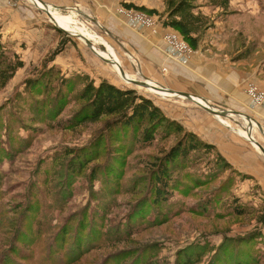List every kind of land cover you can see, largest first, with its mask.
Wrapping results in <instances>:
<instances>
[{"label": "rangeland", "instance_id": "374dc122", "mask_svg": "<svg viewBox=\"0 0 264 264\" xmlns=\"http://www.w3.org/2000/svg\"><path fill=\"white\" fill-rule=\"evenodd\" d=\"M9 1L19 10L13 20L0 15L1 42L24 66L0 86V264H182L185 254L197 258L194 264H264V188L218 146L228 134L229 141L239 135L252 144V125L243 127L245 114L212 116L185 97L161 96L123 80L84 39L59 28L84 35L99 55L112 59L114 52L132 79L162 86L152 64L149 71L145 65L137 68L136 57H130L115 32L125 35L126 19L155 31L145 22L150 19L168 28L163 39L174 48L166 35L180 32L164 26L168 0H99L100 6L96 0H49L57 25L46 12L49 6ZM210 1H193L195 12L211 25L198 50L208 48L210 30L215 35L223 29L221 38L214 37L226 45L224 54L234 59L250 49L246 60L260 64L264 79V0H230L227 10ZM129 3L147 10L125 7ZM222 20L227 23L219 26ZM52 67L58 75L48 82L45 72ZM87 76L95 85L107 80L151 99L169 119L216 150L207 156L193 153L180 163L169 198L156 199L153 169L179 135L159 130L147 146L140 129L113 125L109 133L112 117L79 123L85 102L77 94ZM252 86L258 85L250 84L248 94L260 104L249 92ZM76 153L86 157L80 172L71 170L81 161L72 159ZM235 153L230 155L234 161ZM237 200L245 215L232 212Z\"/></svg>", "mask_w": 264, "mask_h": 264}, {"label": "crops", "instance_id": "0c3cea01", "mask_svg": "<svg viewBox=\"0 0 264 264\" xmlns=\"http://www.w3.org/2000/svg\"><path fill=\"white\" fill-rule=\"evenodd\" d=\"M43 1L49 7L54 5V2L49 0ZM96 1L99 2V0ZM18 10L19 6L17 9L9 0H0V15L8 18ZM11 18L13 20L12 16ZM123 22L125 23V35H119L114 31L117 35L115 37L122 40L126 47L125 51L131 52L130 57H136L139 70H142L145 65L149 71L152 64L157 75L155 81L159 85L174 91L189 93L219 111L245 114L248 123H244V129L250 128L252 125L254 139L264 146V100L261 102L262 104L254 103L247 91L250 84L264 88L260 64H254L246 59L234 61L232 55L224 54L226 45L220 41L223 29L215 32V35L220 38L214 37L212 30L207 33L205 39L208 48L205 47L206 50L197 49L193 54L187 55L176 51L165 42L163 36L168 28L162 29L158 25L154 31L133 19H126ZM216 23L221 26L220 23L225 24L227 21L222 20ZM16 28L21 29L19 22L16 23ZM113 58L120 64V60L114 52ZM114 66L123 80L130 81L132 79L127 73L123 76L118 65ZM164 69L166 70L164 71ZM151 77L154 78L152 75ZM254 122L257 129L254 127ZM226 130L228 131V129ZM228 133L230 132L228 131ZM239 137L238 135L239 140L233 138L229 141L228 134L227 137L223 136L225 140H221L219 145L216 144L227 160L236 164L241 170L252 173L260 186L264 188V155L254 149L252 144ZM234 152H236L238 161H234L230 156Z\"/></svg>", "mask_w": 264, "mask_h": 264}, {"label": "trees", "instance_id": "16d2710c", "mask_svg": "<svg viewBox=\"0 0 264 264\" xmlns=\"http://www.w3.org/2000/svg\"><path fill=\"white\" fill-rule=\"evenodd\" d=\"M194 0H168L167 17L164 26L171 27L180 32V34L189 42L196 50L200 47L203 32L211 27L207 23L208 19L201 13L195 12L196 6ZM213 6H221L224 9L229 8L230 0H211ZM125 7L136 8L138 10L147 9L145 7L136 6L133 3L126 4ZM150 13H157L156 10H148ZM158 14V13H157ZM62 44L56 53L63 50ZM251 55L250 49L240 56H236V60L248 59ZM24 66V62L20 59L12 60V57L6 53L1 42L0 35V86H5L16 74V72ZM48 74V82H51L58 75L56 68L52 67L46 71ZM44 74V75H45ZM86 85L78 92V97L85 103L77 114L79 123L95 122L103 117H112L107 122V130L109 133L113 131L112 126L126 129L142 130L141 142L144 145L151 146L156 141L157 132L161 130V135H179L180 139L175 145L167 151L164 156L156 163L153 172L156 199L167 200L172 186L173 172L180 163L187 160L193 153L203 152L205 156L216 150L215 145L203 142L193 132L186 131L181 123L176 120L169 119L163 111L154 104V102L137 93L133 89H123L108 82L101 80L98 85L88 76ZM67 81L64 86H68ZM225 162V165L231 166L222 155H218ZM73 160L80 161L78 164H72L71 170L80 172L81 165L86 161V157L76 153L72 156ZM169 193V194H168ZM156 203H159L156 201ZM232 212L236 215H245L246 210L237 200L232 206ZM132 256V260L134 257ZM182 264H194L192 255L185 254Z\"/></svg>", "mask_w": 264, "mask_h": 264}, {"label": "water", "instance_id": "95a60500", "mask_svg": "<svg viewBox=\"0 0 264 264\" xmlns=\"http://www.w3.org/2000/svg\"><path fill=\"white\" fill-rule=\"evenodd\" d=\"M41 3H43V2L41 1ZM43 4H44L45 8L48 7L45 3H43ZM46 12H47L49 18L56 24L55 19H54L52 13L49 10H46ZM59 28L62 31H64L65 33H67V34H70V35H73V36H77L79 38L84 39L86 41V43L92 48V50L97 53L98 56H100L102 59H104L108 63H111L113 65H118L120 67V71H121L122 75L125 76V71L122 69V67L120 66L119 62L116 61V60H112L111 58H106L103 55H99V53L96 50L93 49L94 46L92 45V42L88 38H86L84 35H82V34L75 35V34H72L69 31L63 29L60 26H59ZM130 82L135 83V84H138V85H141V86H144V87H151L152 86L153 88H155V89H157L159 91H165V92H168V93H170V94H172L174 96L185 97V98L193 101L196 105L202 107L203 109H205L206 111H208L209 113H211V114H213L215 116L227 117L228 115H230V113H228L227 111H219V110L213 108L212 106H210L206 102L205 103H202V102L198 101V99H196L195 96H193V95H191L189 93H186V92H179V91H174V90L168 89V88L163 87V86L151 85L147 80H145V81H138V80H135V79H131ZM253 141H255V140H253ZM254 143L258 146L259 150L264 154V147H263V145L260 144V143H258V142H256V141Z\"/></svg>", "mask_w": 264, "mask_h": 264}, {"label": "built area", "instance_id": "2783aa9c", "mask_svg": "<svg viewBox=\"0 0 264 264\" xmlns=\"http://www.w3.org/2000/svg\"><path fill=\"white\" fill-rule=\"evenodd\" d=\"M145 22L148 23L149 26H152L153 29H156V27H157L156 21H152L150 19H147ZM166 39L169 43L172 44V46L177 51L184 53V54H187V55L192 53L191 47L188 45V43L184 39H182L180 34H178V33L167 34ZM257 87L252 86L249 89V92L252 95V97L254 98V100H256L258 103H260L264 99V89H261V88L259 89V87L258 88ZM230 115H231V113H230ZM230 115H228V116H230Z\"/></svg>", "mask_w": 264, "mask_h": 264}, {"label": "bare ground", "instance_id": "6f19581e", "mask_svg": "<svg viewBox=\"0 0 264 264\" xmlns=\"http://www.w3.org/2000/svg\"><path fill=\"white\" fill-rule=\"evenodd\" d=\"M36 1H38L40 4H42L43 6H44V4L43 3H41L39 0H36ZM45 7V6H44ZM47 9V8H46ZM48 10H51L50 9V7H48ZM64 19H66V20H68L66 17L64 18ZM125 75H126V73H125ZM148 90H151V91H153L155 94H158V95H161V96H170V95H172V94H167L165 91H159V90H157V89H155V88H153L152 86L151 87H146ZM196 99H198V101H200V102H202V103H205L202 99H199V98H196ZM232 115V114H231ZM230 115V116H231ZM250 137H252L251 135H250ZM252 140H253V138H252ZM255 141H252L251 143L253 144V146H255L256 148H258V146L254 143ZM257 142V141H256Z\"/></svg>", "mask_w": 264, "mask_h": 264}]
</instances>
